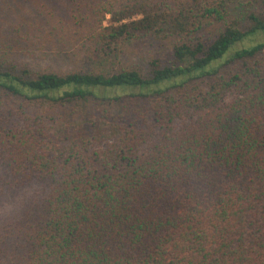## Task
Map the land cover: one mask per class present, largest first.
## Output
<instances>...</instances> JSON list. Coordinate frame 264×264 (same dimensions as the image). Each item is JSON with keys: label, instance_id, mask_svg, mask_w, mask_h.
<instances>
[{"label": "trees", "instance_id": "16d2710c", "mask_svg": "<svg viewBox=\"0 0 264 264\" xmlns=\"http://www.w3.org/2000/svg\"><path fill=\"white\" fill-rule=\"evenodd\" d=\"M237 1L0 0V264H264V42L232 49L264 14L149 77L92 69L167 25L198 38ZM27 42L81 68L34 69ZM92 104L110 137L53 150Z\"/></svg>", "mask_w": 264, "mask_h": 264}, {"label": "rangeland", "instance_id": "374dc122", "mask_svg": "<svg viewBox=\"0 0 264 264\" xmlns=\"http://www.w3.org/2000/svg\"><path fill=\"white\" fill-rule=\"evenodd\" d=\"M258 15L264 14V6L261 0H238L236 3L231 4L229 16L225 21H215L210 19L206 22L201 30L194 37L187 31L181 32L176 30L173 26H164L161 31L147 37L145 40L138 41L126 48L120 58L110 61H104L92 66L93 70L103 71L104 73H112L120 70L121 68H132L140 71L143 76H150V63L153 59L160 58L164 61H169L173 57L172 51L177 43L183 41L193 40H209L213 38L217 32L223 30L229 23H237L243 30H249L252 23L247 19V15L251 13ZM5 27L4 23H0V31ZM3 32V31H2ZM264 42V31H259L241 42L237 43L232 49L248 48L258 43ZM24 43H22L23 45ZM21 45V46H22ZM22 55L20 59L27 62L34 69L52 68L54 70L73 71L81 66L77 62L68 57H62L52 52L39 49L38 47L31 46L28 42L21 50ZM130 91H137L131 89ZM138 92V91H137ZM97 105L92 104L91 107H83L81 113L75 116L68 115L62 120H59L55 126V133L58 137L59 144L53 150H58L61 147L68 145L75 138H82L86 136H95L100 139L109 138L108 125H101L100 128L105 130L99 131V123L96 120ZM118 113V111H115Z\"/></svg>", "mask_w": 264, "mask_h": 264}]
</instances>
